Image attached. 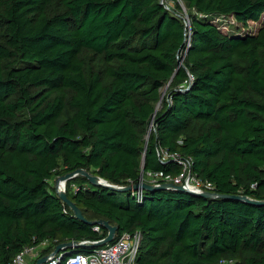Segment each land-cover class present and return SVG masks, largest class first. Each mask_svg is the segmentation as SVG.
I'll return each mask as SVG.
<instances>
[{
    "label": "trees",
    "instance_id": "trees-1",
    "mask_svg": "<svg viewBox=\"0 0 264 264\" xmlns=\"http://www.w3.org/2000/svg\"><path fill=\"white\" fill-rule=\"evenodd\" d=\"M167 1L0 0V264L77 242L64 264L106 236L99 220L114 239L141 232L137 264H264V204L225 197L264 200V21L249 27L264 0ZM229 16L233 32L216 22ZM163 151L191 157L216 196L138 198L78 174L79 219L52 185L78 169L116 186L178 174Z\"/></svg>",
    "mask_w": 264,
    "mask_h": 264
},
{
    "label": "built area",
    "instance_id": "built-area-1",
    "mask_svg": "<svg viewBox=\"0 0 264 264\" xmlns=\"http://www.w3.org/2000/svg\"><path fill=\"white\" fill-rule=\"evenodd\" d=\"M163 1L164 0H161V2ZM161 157L162 159L170 158L178 161V163L181 165V171L176 175L165 173L160 170L146 171L140 177V182L154 186L170 183L173 185H181L187 190L195 193H213L212 182L209 180H203L197 177L196 174L192 173L191 157L181 156L178 153H168L166 151L161 153ZM127 181L129 182V185H133L132 181ZM60 190L65 191V183L62 184L60 182L57 191ZM136 195L138 198L142 197L141 188L136 190ZM93 229L98 231L99 226L94 225ZM141 238L142 235L139 230H135L133 232L124 231L116 239H114V241L108 242L102 246H97L88 253L78 252L67 256L64 264H137L136 257ZM102 239L91 242L83 241L82 243L97 244ZM54 241L55 240L45 239L36 245L24 246L14 256L9 264H29L31 260L38 258L41 251L52 245ZM53 251L45 256L47 257V260L43 264H57L60 262L62 253L58 251L53 253Z\"/></svg>",
    "mask_w": 264,
    "mask_h": 264
},
{
    "label": "water",
    "instance_id": "water-1",
    "mask_svg": "<svg viewBox=\"0 0 264 264\" xmlns=\"http://www.w3.org/2000/svg\"><path fill=\"white\" fill-rule=\"evenodd\" d=\"M188 25L189 24L186 23V26H188ZM180 63L181 62L179 61V64ZM78 174H82V175L86 176L88 178V180L90 181V183H92L94 185H101V186H105L107 188L114 189V190H119V191H124V190H128V189L137 190L139 188L148 189L149 190V189H153V188H157V187H160V188H164V187L165 188H170L171 187V188H174V189H178V190H181V191L189 192V193H192V194H198V195H202V196H206V197L216 196L215 193H210V192L195 193V192H192L190 190H187L186 188H184L181 185H173V184H170V183H165V184H161L159 186H154V185L146 184L144 182H139V183H135L133 185H127V186H124V187H118L116 185L108 183L106 180H104L103 178H101V177H99L97 175H93V174L88 173L84 169H78V170H76L74 172H71V173H68V174H66L64 176H61V177L57 178L56 182L58 183L60 181L62 184H64L67 179H69L71 177H74V176H76ZM57 193L62 198V200L72 209V211L74 212L75 217H77L79 219H82V214H81L80 209L73 202H71L67 198V196L65 194V191L64 190H60V191H57ZM225 197L236 198V199L245 201V202L250 203V204H264V200L263 201L254 200V199H250V198H248L247 196H244V195H225ZM98 223H101L103 226H105V228L107 229V234L96 245L97 246H102V245H105L108 242L113 241V239L115 237V234L117 232V227L110 225L107 221H104V220H99ZM73 245L74 246L77 245V242L69 241V242H65V243H59L55 247L53 253L59 251V249H61L62 247H71ZM46 260H47V257H45V256L41 257V258H38L36 260L35 264H43Z\"/></svg>",
    "mask_w": 264,
    "mask_h": 264
},
{
    "label": "rangeland",
    "instance_id": "rangeland-1",
    "mask_svg": "<svg viewBox=\"0 0 264 264\" xmlns=\"http://www.w3.org/2000/svg\"><path fill=\"white\" fill-rule=\"evenodd\" d=\"M165 1V0H164ZM167 1V0H166ZM167 3H168V5H170L171 4V2L170 1H167ZM186 15H187V11L185 10V8H184V11H183V16L186 18ZM216 22H219V24L220 25H223L222 26V28L223 29H225V30H227L228 29V27L230 28V29H228L230 32H233L234 30H233V28H234V24H233V18L231 17V16H229L228 18H224V19H218V18H216ZM264 21V12L262 13V17H261V19L257 22V23H249V27L251 28V29H253V28H257V27H259L260 26V24L262 23ZM225 26V27H224ZM163 93H164V89H163V91H162ZM154 108L157 110L158 108H160V101H158V102H156V103H154ZM56 180H57V178L56 179H54L53 181H52V185L53 186H55V189L56 190H58V186H59V184H60V181L57 183L56 182ZM66 182V181H65ZM73 189V188H72ZM123 193H126V191L124 192L123 191ZM35 260V259H34ZM34 260H31L30 262H29V264H35V262L36 261H34Z\"/></svg>",
    "mask_w": 264,
    "mask_h": 264
}]
</instances>
